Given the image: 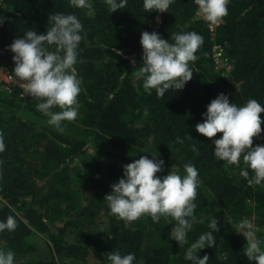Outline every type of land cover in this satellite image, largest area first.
<instances>
[{"label": "trees", "instance_id": "obj_1", "mask_svg": "<svg viewBox=\"0 0 264 264\" xmlns=\"http://www.w3.org/2000/svg\"><path fill=\"white\" fill-rule=\"evenodd\" d=\"M196 8L193 0H174L168 12H145L143 0H127L112 13L104 0H92L91 9L75 8L69 0L0 2V66L12 72L13 53L7 46L26 29L45 33L52 11L74 12L85 37L75 65L82 79L78 116L63 121L62 131L36 110L37 99L24 102L18 92H0L5 143L0 152V220L8 215L17 220L13 231L0 233V247L14 251L15 264H108L112 250L135 253L136 264H191L184 259L186 248L202 232L212 231V217L219 223L216 244L197 256L207 254L208 264H256L243 253L235 222L249 217L264 231V185H249L238 166L213 155L211 140L222 133L208 138L195 125L220 93L237 105L250 98L264 104V0H230L214 40L195 16ZM143 31L170 40L181 31L203 36L198 59L190 62L195 64L192 79L183 89H169L164 97L143 89L135 76L142 62ZM213 42L231 65L227 75L214 67ZM260 116L262 131L253 146L264 145V112ZM140 155L163 159V170L156 175H167L172 166L183 174L187 162L197 167L194 214L202 222L193 223L187 244L170 238V216L156 223L147 214L133 221L118 219L104 201L122 177L123 165Z\"/></svg>", "mask_w": 264, "mask_h": 264}, {"label": "clouds", "instance_id": "obj_2", "mask_svg": "<svg viewBox=\"0 0 264 264\" xmlns=\"http://www.w3.org/2000/svg\"><path fill=\"white\" fill-rule=\"evenodd\" d=\"M112 13L124 8L127 0H104ZM197 18L210 25L222 22L228 14L230 0H193ZM79 9H91L92 0H69ZM174 0H143L145 12H168ZM4 17H0V24ZM83 24L74 12H51L46 32L38 34L35 29H26L21 38H15L7 46L13 53L14 68L12 74H6L0 68V75L9 82H19L22 89L20 97L28 95L37 99L36 110L46 116L47 123L63 130V121L75 120L78 116L82 79L75 65L79 62L80 43L83 36ZM204 38L196 31L173 32L171 40L163 38L158 32L143 31L140 44L143 49L142 62L136 67L135 76L142 81L146 92L155 90L158 97H164L169 89L181 90L192 79L194 63L198 59L197 50ZM122 54V50H116ZM127 75L122 73L121 79ZM9 87V86H8ZM11 89V87H9ZM257 99L250 98L246 103L237 105L229 97L220 93L207 105L202 114V122L195 125L198 133L214 138L213 155L220 161L239 167V175L246 178L249 185H264V145L253 146V138L261 133L264 107ZM59 110H53V109ZM195 149V145H193ZM5 149L4 134L0 131V152ZM140 155L138 159L123 165V175L111 185L112 191L106 194L110 212L118 219L133 221L145 214L153 223L161 217L170 216L173 226L169 236L179 243H188V233L193 223L202 221L194 214L197 204L194 202L200 184L197 167L187 162L183 165V174L173 170L167 175L162 172L163 159L157 156ZM251 171V176H250ZM232 225V224H231ZM17 226L15 216L8 215L0 220V233L11 232ZM208 228L191 242L184 253V259L191 264H208L209 256L198 257L197 253L216 244L214 233L219 231L217 217L209 219ZM236 232L246 239L243 253L249 261L264 264V240L258 235V229L249 217L235 222ZM108 264H136L133 252L121 254L119 251L107 253ZM0 264H15V253L10 248L0 247Z\"/></svg>", "mask_w": 264, "mask_h": 264}, {"label": "built area", "instance_id": "obj_3", "mask_svg": "<svg viewBox=\"0 0 264 264\" xmlns=\"http://www.w3.org/2000/svg\"><path fill=\"white\" fill-rule=\"evenodd\" d=\"M2 0H0L1 2ZM195 16H196V11H195ZM197 17V16H196ZM201 21H203L206 26L208 27L213 40H214V35L216 33L217 28L219 27V25L221 24V22L217 25H210L208 22H206L205 20L198 18ZM214 45L212 47V58L214 61V67L217 71H220L223 75H227L230 70H231V65L226 61V59L223 56V52L222 49L215 43L213 42ZM0 68H3L6 74H12V70L9 66H0ZM18 81L13 83V82H9L8 78L6 76L0 75V92H5L7 94H12L14 92H18V97L22 100V101H27L29 99H32V97L25 95L23 97L19 96V93L22 91L21 88H19L18 86ZM11 87V89H9V87ZM2 200V188L0 187V201Z\"/></svg>", "mask_w": 264, "mask_h": 264}, {"label": "rangeland", "instance_id": "obj_4", "mask_svg": "<svg viewBox=\"0 0 264 264\" xmlns=\"http://www.w3.org/2000/svg\"><path fill=\"white\" fill-rule=\"evenodd\" d=\"M146 215V214H145ZM258 235L261 237L262 240H264V231H258ZM244 246L246 245V239L244 237H241Z\"/></svg>", "mask_w": 264, "mask_h": 264}]
</instances>
